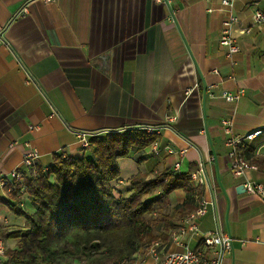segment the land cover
Here are the masks:
<instances>
[{
    "label": "crops",
    "instance_id": "0c3cea01",
    "mask_svg": "<svg viewBox=\"0 0 264 264\" xmlns=\"http://www.w3.org/2000/svg\"><path fill=\"white\" fill-rule=\"evenodd\" d=\"M25 4L28 12L18 14ZM257 9L264 0H233L238 28L249 32L235 28L231 64L219 42L220 0H0V175L20 168L29 149L42 168L56 154L81 157L75 131L155 126L148 134L158 138L142 153L140 172L150 178L180 160V173L190 176L201 164L200 198L211 202L197 230L169 248L207 256L202 238L227 233L224 264H264V195L236 191L245 180L264 185V23L253 25ZM240 89L236 102L221 96ZM224 119L251 165L243 176L230 169ZM5 195L0 190V201ZM184 199L177 189L163 203Z\"/></svg>",
    "mask_w": 264,
    "mask_h": 264
},
{
    "label": "trees",
    "instance_id": "16d2710c",
    "mask_svg": "<svg viewBox=\"0 0 264 264\" xmlns=\"http://www.w3.org/2000/svg\"><path fill=\"white\" fill-rule=\"evenodd\" d=\"M157 138L135 127L107 132L93 136L81 157L56 154L44 171L36 165L39 173L25 181V192L13 187L5 192L10 201L2 199L25 220L22 228L0 230V237L16 240L6 252L8 259L17 264H112L155 242L168 247L176 219L196 208L201 187L189 174L168 170L150 178L131 175L126 194L117 187L118 160L134 151L135 160L142 161ZM235 151L242 156L238 147ZM177 189L184 191V201L160 212ZM26 204L31 210L24 209ZM152 222L161 223V230L153 231Z\"/></svg>",
    "mask_w": 264,
    "mask_h": 264
},
{
    "label": "built area",
    "instance_id": "2783aa9c",
    "mask_svg": "<svg viewBox=\"0 0 264 264\" xmlns=\"http://www.w3.org/2000/svg\"><path fill=\"white\" fill-rule=\"evenodd\" d=\"M49 2L51 0H43ZM220 4L224 8L225 17L221 23V34L219 42L226 48L225 56L229 63L234 64L233 55L237 52L238 48L235 44V28L239 27V20L233 13V0H220ZM28 9L26 4L17 12L18 14H26ZM253 25L260 26L264 23V10H255L252 15ZM240 32H249L248 28H241ZM5 26L0 25V43L4 42L3 34ZM243 94V90H238L236 93L223 92L222 97L228 102H236ZM167 120H174V117H167ZM221 125L224 133L227 135L225 144L229 147V156L231 157L230 169L235 176H243L246 169L251 168V165L237 156L235 151V145L240 139L231 136V121L229 119L221 120ZM141 129L147 133H157L155 126L145 125L135 127ZM126 129L121 130H110V131H75V136L78 144L82 150L89 147L90 139L93 136L107 133V132H122ZM250 136H246L248 139ZM153 152L158 151V145L154 143L151 146ZM185 150H180V156ZM168 154H173V150L168 148ZM38 153L34 149H29L22 158L21 167L13 168L9 172L0 175V190L4 193L11 190L13 187L18 188L20 194L25 192L26 180L31 176H36L39 172L36 167ZM46 168H42L44 171ZM173 172L180 173V160L173 163ZM203 168L200 164L197 173L191 174L190 178L193 180L195 186H201L204 182L202 176ZM201 172V173H200ZM117 184H123L121 179L117 180ZM245 192L249 194H260L264 195V185L253 181L245 180L243 183ZM6 194V193H5ZM208 200L198 198L197 206L190 213L185 215L177 228L171 231L169 244L174 243L176 245H182L181 237L189 230L196 231V221L206 213L207 206L210 204ZM9 221L6 216L0 215V230H8ZM7 238L0 237V264H17L12 263L6 252L9 249L5 243ZM203 246L207 249V256H203L202 252L195 249H190L184 246L181 250H173L168 247H159L158 242L153 243L141 252H137L131 257L124 258L120 261H116L112 264H224V257L231 247V238L227 233H210L202 238ZM28 264V263H24Z\"/></svg>",
    "mask_w": 264,
    "mask_h": 264
},
{
    "label": "rangeland",
    "instance_id": "374dc122",
    "mask_svg": "<svg viewBox=\"0 0 264 264\" xmlns=\"http://www.w3.org/2000/svg\"><path fill=\"white\" fill-rule=\"evenodd\" d=\"M119 165V170H120V176L119 179H123V180H127L128 177H130L133 174L136 173H141V164L140 162H137L133 156H127L125 158H122L120 160H118L117 162ZM118 179V180H119ZM4 198L8 201H10V198L8 197V195H5ZM25 195H24V200L25 202H28L27 199H25ZM171 202L168 204H163L162 207H159L158 210H160V212H170L171 210ZM27 211L31 210V207L26 204V207L24 208ZM0 215L2 216H6L8 218L9 221V227L10 229H18V228H22L25 225V220H24V216L17 214L15 212H13L12 210H10L8 208V205L6 203H4L3 201H0ZM158 218V216H157ZM152 228L153 231H158L161 230L162 225L161 223L158 224V222H152ZM6 245L8 246V248L11 249L14 248L15 245V241L12 238H7L5 240Z\"/></svg>",
    "mask_w": 264,
    "mask_h": 264
},
{
    "label": "water",
    "instance_id": "95a60500",
    "mask_svg": "<svg viewBox=\"0 0 264 264\" xmlns=\"http://www.w3.org/2000/svg\"><path fill=\"white\" fill-rule=\"evenodd\" d=\"M245 191V189H244V187H243V185L241 184V185H238V186H236V191Z\"/></svg>",
    "mask_w": 264,
    "mask_h": 264
}]
</instances>
